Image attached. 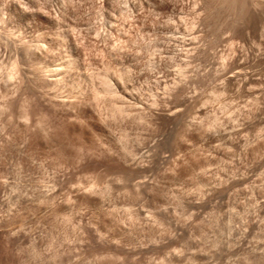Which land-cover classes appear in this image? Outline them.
<instances>
[{
  "label": "rangeland",
  "instance_id": "1",
  "mask_svg": "<svg viewBox=\"0 0 264 264\" xmlns=\"http://www.w3.org/2000/svg\"><path fill=\"white\" fill-rule=\"evenodd\" d=\"M0 264H264V0H0Z\"/></svg>",
  "mask_w": 264,
  "mask_h": 264
}]
</instances>
